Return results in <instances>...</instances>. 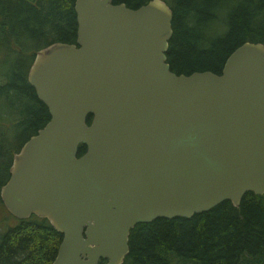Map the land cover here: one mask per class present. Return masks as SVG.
<instances>
[{
    "label": "water",
    "instance_id": "obj_1",
    "mask_svg": "<svg viewBox=\"0 0 264 264\" xmlns=\"http://www.w3.org/2000/svg\"><path fill=\"white\" fill-rule=\"evenodd\" d=\"M74 9L75 42L35 51L27 79L50 117L0 187L12 215L47 217L62 234L51 264H121L136 223L264 192L262 42L235 47L219 73H175L165 0Z\"/></svg>",
    "mask_w": 264,
    "mask_h": 264
},
{
    "label": "trees",
    "instance_id": "obj_2",
    "mask_svg": "<svg viewBox=\"0 0 264 264\" xmlns=\"http://www.w3.org/2000/svg\"><path fill=\"white\" fill-rule=\"evenodd\" d=\"M147 1L112 0L129 7ZM165 1L172 10L166 60L175 73H219L244 41L264 44V0ZM76 35L74 0H0V125L9 128L8 135L0 129V187L13 154L50 117L27 79L35 51ZM85 149L81 143L77 155ZM61 238L47 217L18 218L0 231V264H51ZM128 245L121 264H264V192L245 191L238 206L225 199L189 217L138 222Z\"/></svg>",
    "mask_w": 264,
    "mask_h": 264
},
{
    "label": "rangeland",
    "instance_id": "obj_3",
    "mask_svg": "<svg viewBox=\"0 0 264 264\" xmlns=\"http://www.w3.org/2000/svg\"><path fill=\"white\" fill-rule=\"evenodd\" d=\"M0 129L8 135V127L4 124L0 125ZM18 222V218L12 215L4 206L0 199V231L15 225Z\"/></svg>",
    "mask_w": 264,
    "mask_h": 264
}]
</instances>
